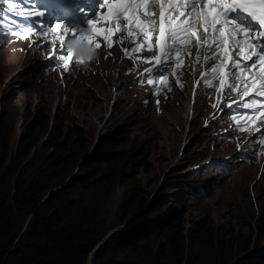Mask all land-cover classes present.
Masks as SVG:
<instances>
[{
	"label": "rangeland",
	"instance_id": "1",
	"mask_svg": "<svg viewBox=\"0 0 264 264\" xmlns=\"http://www.w3.org/2000/svg\"><path fill=\"white\" fill-rule=\"evenodd\" d=\"M20 61L18 56L9 57L8 48L0 47V97L6 100V109L8 105L15 108L14 121L7 127L9 150L13 151L19 137L29 130L38 155L56 154L58 146L53 147L49 134L56 118L55 123L62 124L59 147H63L61 151L74 148L70 157L74 159L76 155L77 163L64 184L77 174H86L88 179L107 177L111 200L106 214L120 216L122 223L108 230L104 240L129 229L159 230L162 232L152 238L153 249L164 246L174 253L176 246L187 245L195 249L199 261L202 255L205 257V264H233L243 254L264 253V235L256 234L258 225L264 228V167L255 181L259 166L255 157L228 171L203 173L201 179H193V186L186 182L196 171L184 172L185 164L202 155L224 157L238 148L234 142L216 140L213 129H203L202 114L208 112L209 102L214 100L206 90L200 95L201 102L199 99L195 103L199 115L188 120L181 103L185 91L163 104L162 113L156 112L154 107L139 103L135 90L117 75L118 63L112 59L104 62L106 70L70 75L64 84L71 91L57 86L43 71L30 65V60L21 66ZM19 68L22 71L12 79L10 76ZM108 81L106 95L96 90L97 84ZM79 87L89 93V100L104 102L103 114L101 103L86 106L88 100L76 97ZM117 96H121L120 100ZM225 122L224 117H219L213 122L214 129ZM102 141L116 145L112 153H106L107 157L98 152ZM250 143L260 145L257 141ZM31 151L25 160L31 157ZM121 154L126 156L124 161L118 160ZM107 163L109 166L102 169ZM199 183L204 185V192L197 188ZM178 193L183 196L178 197ZM81 195L86 202L91 193L82 191Z\"/></svg>",
	"mask_w": 264,
	"mask_h": 264
},
{
	"label": "trees",
	"instance_id": "2",
	"mask_svg": "<svg viewBox=\"0 0 264 264\" xmlns=\"http://www.w3.org/2000/svg\"><path fill=\"white\" fill-rule=\"evenodd\" d=\"M9 100L10 97L8 103ZM0 103V264H89L94 246L108 230L122 223L120 216L106 214L111 200L107 177L88 179L86 174H77L64 184L77 163L76 155L71 158L74 148L69 146L68 151H61L64 149L59 147L62 124L55 123L56 118L49 130L53 147L58 146L56 154L38 155L29 130L23 132L10 152L7 127L14 121L15 108L8 105L6 109L5 99H0ZM115 147L102 141L98 152L107 157L106 153H112L110 150ZM29 151L31 157L25 160ZM125 159L124 154L118 156L119 161ZM107 164L102 169L110 163ZM53 187L57 188L50 192ZM82 191L91 193L86 202L82 200ZM141 230L129 229L104 238L92 252L90 264L204 263L205 257L202 255L203 262L199 261L195 249L192 251L187 245L176 246L174 253L164 246L153 249L152 238L162 231ZM256 234L264 235V228L258 225ZM235 263L264 264V253L243 254Z\"/></svg>",
	"mask_w": 264,
	"mask_h": 264
},
{
	"label": "snow or ice",
	"instance_id": "3",
	"mask_svg": "<svg viewBox=\"0 0 264 264\" xmlns=\"http://www.w3.org/2000/svg\"><path fill=\"white\" fill-rule=\"evenodd\" d=\"M32 2L34 4V0ZM78 5L79 0H76V7ZM104 7L107 8L106 20L113 24L126 21L129 34L135 29L148 42V49L156 47L158 54L154 53L151 59L158 66L156 72L162 82L167 81L165 73L182 62L178 49L196 39L199 48L213 53L205 56L204 60L218 62L211 74L213 78H219L220 89L238 93L235 99L231 95L225 98L226 107L231 109L235 106L237 111L250 110L252 114L246 111L242 119L247 123L259 117L260 124H264V0H104L101 8ZM237 9L248 14L253 23L246 25L232 19L230 14ZM66 10L73 15L72 7ZM78 10L86 12L82 6ZM21 14L42 17L44 11L30 7ZM88 23L91 25L88 30L54 23L48 31L59 30L62 44L63 33H67L69 41L84 40L95 48L100 47L96 43L97 37L103 36L107 46L111 47L113 29L98 28L92 19ZM153 33H156L155 45L152 43ZM201 35L207 38L201 41ZM65 51L71 59L73 49L67 46ZM226 68L229 70L225 71ZM207 76L206 73L204 80L210 82ZM152 82L148 80V83ZM232 119L239 121L241 117L233 115ZM257 131L259 136H264L259 127Z\"/></svg>",
	"mask_w": 264,
	"mask_h": 264
},
{
	"label": "bare ground",
	"instance_id": "4",
	"mask_svg": "<svg viewBox=\"0 0 264 264\" xmlns=\"http://www.w3.org/2000/svg\"><path fill=\"white\" fill-rule=\"evenodd\" d=\"M9 50H11L10 48H9ZM9 53H11L10 51H9ZM17 56V54H11V57H16ZM16 76L17 75H14V76H12V79H14V78H16ZM65 76V75H64ZM63 76V77H64ZM33 80L34 79H32L31 80V82L33 83ZM64 79L62 78V80L61 81H59V82H57L56 84H57V86H65V84H64ZM75 83V82H74ZM191 85V84H190ZM32 87H35V85H32ZM36 87H39V86H36ZM95 88H96V90L97 91H103V92H107V84H103V85H97V86H95ZM65 89H69V91H71V87H69L68 85H66L65 86ZM181 92V91H180ZM179 92V93H180ZM79 96H83L85 99H87L88 97H89V93H85L84 91H82V90H80V89H78V91H77V93H76V97H79ZM43 100H45V96H44V98H42ZM118 99H120V97H118ZM49 100V99H48ZM91 102H99V101H91V100H88L87 102H86V106H89L90 104H91ZM198 102H201V99L198 101ZM99 103H101V107H100V110H101V114H103V108H104V102H99ZM181 103H183V106H185V108H186V114H185V118H187V113H188V107H189V104H190V100H189V98H188V95H186V97H183L182 98V100H181ZM205 103H204V101H202V103H201V105H204ZM95 107H96V104H95ZM200 107V106H199ZM97 108V107H96ZM195 108L198 110V105L196 106L195 105ZM114 110H117V107L114 109ZM199 115V112H197V114H196V116H198ZM101 118V117H100ZM180 196H183V194H178V197H180Z\"/></svg>",
	"mask_w": 264,
	"mask_h": 264
},
{
	"label": "clouds",
	"instance_id": "5",
	"mask_svg": "<svg viewBox=\"0 0 264 264\" xmlns=\"http://www.w3.org/2000/svg\"><path fill=\"white\" fill-rule=\"evenodd\" d=\"M69 47H71L77 57H79L81 60L87 62L92 59H95L98 56L97 51L95 48L84 40H78V39H72L69 41L68 44ZM15 74H12L10 77L14 76ZM11 96V94H10ZM2 100L3 98L0 97ZM1 106V103H0ZM1 109V107H0Z\"/></svg>",
	"mask_w": 264,
	"mask_h": 264
},
{
	"label": "water",
	"instance_id": "6",
	"mask_svg": "<svg viewBox=\"0 0 264 264\" xmlns=\"http://www.w3.org/2000/svg\"><path fill=\"white\" fill-rule=\"evenodd\" d=\"M50 192H51V191H50ZM50 192H49V193H50ZM101 243H102V242L99 241V242L94 246L93 250L90 252V254H89V264H90V259H91V256H92V252L95 251V250L100 246Z\"/></svg>",
	"mask_w": 264,
	"mask_h": 264
}]
</instances>
